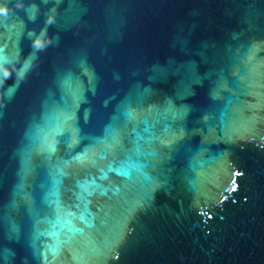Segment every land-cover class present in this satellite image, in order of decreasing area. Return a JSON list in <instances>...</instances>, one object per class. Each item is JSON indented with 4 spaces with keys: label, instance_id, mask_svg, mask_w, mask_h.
I'll return each mask as SVG.
<instances>
[{
    "label": "water",
    "instance_id": "water-1",
    "mask_svg": "<svg viewBox=\"0 0 264 264\" xmlns=\"http://www.w3.org/2000/svg\"><path fill=\"white\" fill-rule=\"evenodd\" d=\"M0 264H264V0H0Z\"/></svg>",
    "mask_w": 264,
    "mask_h": 264
},
{
    "label": "snow or ice",
    "instance_id": "snow-or-ice-1",
    "mask_svg": "<svg viewBox=\"0 0 264 264\" xmlns=\"http://www.w3.org/2000/svg\"><path fill=\"white\" fill-rule=\"evenodd\" d=\"M113 142H114V144L119 143L118 139H116L115 137L113 138ZM130 164H131V166H134V162H130ZM129 174H130V172H129Z\"/></svg>",
    "mask_w": 264,
    "mask_h": 264
}]
</instances>
